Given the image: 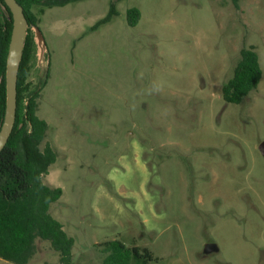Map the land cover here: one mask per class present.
Instances as JSON below:
<instances>
[{
	"label": "rangeland",
	"instance_id": "1",
	"mask_svg": "<svg viewBox=\"0 0 264 264\" xmlns=\"http://www.w3.org/2000/svg\"><path fill=\"white\" fill-rule=\"evenodd\" d=\"M111 3L32 6L27 94L48 123L40 148L57 153L43 181L63 190L49 212L74 239L73 262L103 264L100 244L119 239L148 248L149 264H264V0H118L91 30ZM242 47L262 77L226 103ZM209 242L218 249L204 254ZM36 245L27 264L59 262Z\"/></svg>",
	"mask_w": 264,
	"mask_h": 264
},
{
	"label": "trees",
	"instance_id": "2",
	"mask_svg": "<svg viewBox=\"0 0 264 264\" xmlns=\"http://www.w3.org/2000/svg\"><path fill=\"white\" fill-rule=\"evenodd\" d=\"M78 0H17L26 16L28 28L17 77V109L11 134L0 151V258L13 264H27L37 251L36 239L46 240L59 253L57 264H75L72 260L73 237L62 223L49 212L50 204L62 195V188L51 187L43 176L56 161L57 153L49 142L43 148L48 123L37 115L38 91H31L28 74L31 69L36 42L32 32L37 27L33 5L63 6ZM112 0L107 14L90 26L91 30L110 21L116 14ZM240 0H231L239 9ZM0 128L6 106V62L12 30V14L0 0ZM140 10L126 11V23L135 26ZM48 73L46 71V77ZM262 77L259 58L253 47H242L232 76L222 85V99L226 103H240L256 89ZM26 102L23 105V99ZM103 264H149L155 257L146 247L127 246L119 239L102 242Z\"/></svg>",
	"mask_w": 264,
	"mask_h": 264
},
{
	"label": "water",
	"instance_id": "3",
	"mask_svg": "<svg viewBox=\"0 0 264 264\" xmlns=\"http://www.w3.org/2000/svg\"><path fill=\"white\" fill-rule=\"evenodd\" d=\"M12 14V30L10 35L6 62V106L4 119L0 128V151L5 146L14 126L17 109V77L22 57V51L27 34L28 23L22 6L17 0H3ZM36 28V27H35ZM43 39L42 34L40 33ZM35 39V37H34ZM36 42V41H35ZM259 150L264 157V140L259 144ZM215 243H206L203 253L217 250Z\"/></svg>",
	"mask_w": 264,
	"mask_h": 264
}]
</instances>
